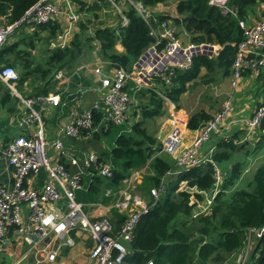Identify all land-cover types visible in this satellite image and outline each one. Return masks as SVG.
<instances>
[{"label":"built area","instance_id":"2783aa9c","mask_svg":"<svg viewBox=\"0 0 264 264\" xmlns=\"http://www.w3.org/2000/svg\"><path fill=\"white\" fill-rule=\"evenodd\" d=\"M122 16V26L129 24L125 12L133 7L150 28L154 43L145 51L137 63L142 80L161 77L167 87L177 71H188L193 67L194 59L217 54L213 45L185 43L177 26L170 20L161 21L138 0H107ZM229 0H210L212 5L219 6L228 12ZM66 16L71 22L79 21L81 14H70L56 5L53 0H40L25 15L13 24L0 20V51L22 28H35L47 25L55 19ZM243 31V40L237 45L236 56L231 69V85L236 88L247 72L258 73L264 67V15L254 26L239 22ZM212 47V51L207 50ZM112 70L104 74L96 69L100 78L98 97L91 110L73 114L71 124L59 129L53 138L48 135L43 116L36 111L37 102L58 106L60 96L49 95L35 100L22 99L17 84L19 73L11 66L0 65V82L10 90L15 97H20L22 105L27 109V117L23 126H35L30 136H20L7 143L4 155L9 167L14 171V183L10 190L0 188V243H4L13 231L19 239L29 246V251L35 255L36 263L44 261L55 262L63 247H74L75 236L86 237L92 242L90 259L92 264H124L129 253L128 245L132 243L137 225L141 218L156 205L161 197L164 186L150 190V201L139 192L136 193L135 179L141 174L128 176L116 190H107L105 195L116 200L113 209L123 214L124 219L118 229L116 223L108 216L90 217L85 205L77 201V192L84 189V179L102 177L111 179L114 168L111 163L104 162L94 151L82 152L80 155L68 153L64 143L65 138L79 139L83 134L95 133V115L101 116L102 125L108 127L122 126L129 120L132 106V95L128 91L129 73L111 64ZM61 75V74H60ZM57 77L60 78L61 76ZM163 99H167L162 96ZM231 99L226 100L222 110L207 121L198 132L191 147L179 152L184 128L174 123L170 133L162 145L163 152L177 155V170L182 168L202 167L212 164L214 167L212 188L215 198L224 183L223 173L216 167L213 159L205 158L201 149L212 134L221 132V125L231 112ZM245 128L247 135L253 137L264 124V105L258 106L250 119H239L234 122ZM56 152V157L50 154ZM64 157L70 168L58 160ZM46 173L47 180L43 186L34 189L26 186L29 178ZM170 174V173H169ZM213 198V200H214ZM150 202L152 204L150 205ZM198 207V206H197ZM196 211L194 217L207 214L211 208ZM255 241L263 242L264 227L249 229L246 232L245 246L250 247ZM246 254L239 256V264H244ZM148 264H153L152 261Z\"/></svg>","mask_w":264,"mask_h":264},{"label":"trees","instance_id":"16d2710c","mask_svg":"<svg viewBox=\"0 0 264 264\" xmlns=\"http://www.w3.org/2000/svg\"><path fill=\"white\" fill-rule=\"evenodd\" d=\"M40 0H0V20L5 19L7 24L19 21L25 13ZM146 7H156L169 0H138ZM256 0H229L228 12L225 9L212 5L210 0H182L178 4L180 18L173 21L177 26H183L186 33L195 44L213 45L217 54L213 57L201 55L194 59L193 67L188 71H177L172 85L164 84L162 96L171 100L178 108L183 96L199 84L210 85L221 78L230 76L232 64L236 56L237 45L243 40V31L239 22L244 19L250 6ZM129 24L116 28H103L96 31L94 39L101 45L102 57L113 66L123 68L130 72L133 65L154 43L150 35V28L133 7L125 12ZM161 21L166 17L158 16ZM84 27V26H83ZM24 28L20 29L21 32ZM85 30V28H83ZM37 32L12 44H6L0 51V62L18 69L20 74L19 88H24L29 82L32 92L26 99L35 100L46 97L55 89L56 82L49 77L54 71L60 72L72 69L80 57L85 54L93 39H87L83 34L77 35L70 46L55 51L53 57L47 62L40 73L30 70V61L18 55L26 49H32L35 38L39 32L49 31L56 35L57 27L54 22L37 27ZM84 33V31H82ZM121 45L124 52L116 47ZM15 56L10 63L8 58ZM94 82L84 77L74 76L70 83L71 90L91 88ZM264 90V85H263ZM67 96L64 95V97ZM163 98L154 90L151 91L153 109L143 108L144 119L160 117L163 115ZM9 104L11 107H7ZM20 100L10 93V90L0 82V108H7V114L13 115L17 111ZM35 103L34 107H37ZM264 105V102L259 106ZM96 127L101 123V116L95 115ZM210 116L200 113L189 121V129L198 130ZM114 127L113 125H109ZM264 127V124L263 126ZM103 130V129H102ZM109 130V129H108ZM237 136L229 141L219 143L214 152L213 160L223 164L232 158L239 149L235 144ZM8 142V138L5 139ZM111 157L114 164V175L111 179L95 177L91 179L86 191L79 192L77 200L83 204L98 203L99 195L107 190L116 191L123 180L130 175L131 170L148 167V174L139 190L144 192V198L150 201V190L160 188L164 183L166 189L161 193L159 202L152 206L137 225L132 243L128 245L129 253L124 264H194L195 243H200L197 257L200 264L223 261L228 256L238 254L245 246L246 232L249 229L264 227V163L257 169L253 180L245 189H239L228 194L241 179L249 167V163L235 164L227 173L220 192L213 200L211 211L194 217L198 203L203 200L201 193L213 188L212 164L183 170L172 181L166 175L172 167L162 158H153L162 147L153 146L155 141L142 129L141 123L133 126L132 134H122L117 137ZM264 150V135L255 149L246 155H259ZM102 161H104L101 158ZM67 168L69 166H66ZM46 174L40 173L39 181H45ZM164 180V181H163ZM163 181V183H162ZM185 183L187 189H181ZM145 190V191H144ZM196 190L197 193H192ZM164 194V197H162ZM104 198V197H103ZM111 200V199H103ZM152 202H150V205ZM200 235L205 240L196 239ZM196 239V241H195ZM259 258L251 260L254 264H264L263 242H259L253 251Z\"/></svg>","mask_w":264,"mask_h":264},{"label":"crops","instance_id":"0c3cea01","mask_svg":"<svg viewBox=\"0 0 264 264\" xmlns=\"http://www.w3.org/2000/svg\"><path fill=\"white\" fill-rule=\"evenodd\" d=\"M181 1L182 0H169L164 4L148 8L156 16L166 17L177 26L173 20L181 17L177 10L178 4ZM53 2L70 14H81L82 18L76 22H71L66 16L55 19V21H53L57 27L55 36H52L49 31L39 32L38 36L35 38L33 48L19 52L18 55L20 57L22 55L21 58L30 61L29 68L31 71L36 73L43 71L47 62L55 54V51L63 50L69 47L74 38L79 34H83L85 38L93 39V41L87 52L77 61V64L72 71L65 69L57 72L55 77L52 79L56 82V86L55 89L49 93V95L60 96L59 105L52 106L50 104L37 102L38 105L35 109L42 114L50 138H53L59 129L72 123L73 114H80L83 111L92 109L93 104L98 97V88L94 89L91 87L71 90V80L76 75L93 81L95 85L100 81V78L95 72L96 69H101L104 74L111 72V63L102 57L101 45L94 39V37L98 29L116 28L117 26L122 25V16L111 4L107 2V0H53ZM247 12L248 13L246 16L244 15V19L241 21H244L248 26L256 25L264 15V0H256L255 4L248 8ZM83 28H85V30ZM177 28L180 32L182 40L185 43L192 42L191 37L186 33L183 26H177ZM37 31V27L24 28L21 32H18L15 36L11 37L7 44L18 42L27 35H32ZM82 31H84V33ZM116 49L119 52H124V48L121 45H118ZM13 57L15 56L13 55L8 58L10 63L13 62ZM141 57L133 65L131 71L128 72L131 77L128 81V91L133 98L132 105L137 106L133 112V119L131 118V113H129L128 122L122 126H114L110 129V127H106L100 123L97 126L98 130L95 133L83 134L79 139H73L72 141L67 140L69 138H65L64 143L67 149L66 151L72 155H80L82 153L81 151H93L92 149H95L94 144H96V142L94 143L93 141L96 139L101 145L100 149L97 150L98 152L96 153L104 160V162L111 163L113 166L114 164L111 153L115 147L117 137L122 134H132L133 126L135 124L141 123L142 129H144L148 136L155 141L156 144L153 146V149H156V147H162L163 142L170 133L173 124L178 123L184 128V135L179 148V152H182L192 146L195 137L199 132V129H189L190 119L202 112L209 115L211 119L222 110L226 100L231 99V112L220 126L221 132L211 135L210 140L203 144L201 153L205 158L213 159L214 152L217 150L220 142L229 141L232 137L237 136L235 144L240 146L238 151L232 155V158L223 164L214 162L216 167L223 173L224 180L227 177V173L231 171L235 164L249 163V167L229 193L232 194L236 190L247 188L249 183L253 180L259 166L264 163V150L259 155H250L249 157L246 155V152H252L255 149L256 144L260 141L261 135H264V127H261V129L256 131L253 137H249L245 128L240 124H235L234 122L239 119H250L254 115L257 107L264 102V67L258 73H245L236 88H233L231 85V74L230 76L219 80V84H216L219 88L216 87L214 89H210L209 85H204V87L201 86L202 88L200 87V91L196 93L194 98L188 99L186 97L187 94L183 96L179 102V108L171 100L163 99V115L160 117L144 119L142 116L143 108L146 107L151 110L154 107L151 103V91L154 90L162 97L161 93L165 88V82L161 77L149 78L141 82V72L137 69V63ZM0 65L6 66V64H1V62ZM58 75L61 77L58 78ZM17 88H19L18 84ZM21 89L22 94L19 93V95L22 99H26V96L31 94L33 91L30 82ZM198 89L199 87L196 91ZM66 94L67 96L64 97ZM141 96H144L146 103L138 105V97L140 98ZM20 97H17L20 100V104L17 105V111L13 115L7 114V108H0V122L10 118V123L0 131L6 132L11 124L17 123L20 128L18 132L13 135V138L9 139V136H5L4 139L0 138V188L3 187L7 190L12 188L15 177L14 171L11 167H9L8 160L4 155V148L8 142L17 137L30 136V134L34 132L35 128V126H23L24 118L27 117V113L29 112L22 105ZM7 107L11 106L7 104ZM135 115L137 117V121L132 125L130 122L131 120H134ZM127 124H130V126H127ZM112 133H116V138L114 136L115 139L112 140L113 146L108 147L104 138L110 139ZM6 138L9 139L8 142L5 141ZM245 143H248V145L241 148V146ZM205 144H207V146H205ZM50 154L54 157L57 155L55 151H50ZM157 157L166 160L172 167V170L166 175V179H169L168 181L174 180V178L177 177L183 170H189L187 168H182L181 170H177L179 174L174 173L176 172L177 155H168L163 152L162 148L156 152L153 158ZM58 160L70 168L69 162L66 158L58 157ZM252 172L253 175L251 176ZM145 173L146 175L148 174V167L139 170H131L129 176L141 174L140 177L137 176V179L134 180L135 184H138L140 188L144 183L145 179L143 180V177L145 176ZM39 176L29 178L26 182V186L34 189H38L43 186L47 180V175L43 183H40ZM90 181L91 178L87 176L84 179V189L78 191L77 195L79 192L86 191ZM162 185L164 186L165 191L166 187L164 183ZM139 188L137 190H139ZM191 192L197 193L196 190H192ZM105 193L106 191L102 194L101 198L103 202L84 204L87 208L86 212L92 218L101 215L110 217L119 229L124 216L113 209L114 201L116 200V193L110 197H107ZM201 194L203 195V200L198 203L197 211H201L204 208H212L214 197L211 189ZM103 199L111 200L108 201ZM74 238L76 241L75 246L72 248L63 247L60 251V256L55 262L44 261L41 264H92V260L90 259L92 242L86 237L75 236ZM258 243V241H255L249 248L244 246L241 252L244 251L243 253L246 254L245 262L249 259V257L251 259L252 256L255 257L254 259L259 258V254H253L254 248ZM29 249L30 246L24 240L19 239L12 231L8 235L6 241L4 243H0V264H19L24 259L28 260L27 264H37L35 255L30 252ZM241 254L242 253L236 255L238 259ZM236 262L239 264L238 260ZM251 262L254 264L252 260Z\"/></svg>","mask_w":264,"mask_h":264},{"label":"rangeland","instance_id":"374dc122","mask_svg":"<svg viewBox=\"0 0 264 264\" xmlns=\"http://www.w3.org/2000/svg\"><path fill=\"white\" fill-rule=\"evenodd\" d=\"M97 52V51H96ZM92 57V56H91ZM90 57V58H91ZM13 59H15V57H13ZM82 64V63H81ZM84 64V63H83ZM17 72H18V69L17 68H14ZM221 79V78H220ZM219 79V80H220ZM216 84H219V81H218V77H217V80H216V82H213V83H211L210 85H209V88L210 89H214V88H216V87H218V85H216ZM201 86H203L204 87V84H201V83H199L195 88H194V90H192V91H190L188 94H187V98L188 99H191V98H194L195 97V95H196V93L198 92V91H200V87ZM199 87V89L196 91V89ZM202 88V87H201ZM219 88V87H218ZM18 91H19V93L20 94H22V89L20 88H18ZM148 98V97H147ZM145 98H144V96H141L140 98L138 97V105L139 104H145L146 102H145V100H144ZM149 99V98H148ZM150 100V99H149ZM137 106H135V105H132V107L130 108V113H131V118L133 117V112H134V109L136 108ZM133 119V118H132ZM137 121V117H136V115H135V117H134V120H131V124L133 125L135 122ZM130 126V124H127V126ZM109 127V126H108ZM20 128H19V124L17 123V124H11L10 125V127H8V130L6 131V132H2V131H0V138H2V139H4V137L6 136H9L8 138L10 139V138H13V135H15L17 132H18V130H19ZM114 136H115V138H116V133H112V136L110 137V139L109 138H104V140H105V142H106V144H108V147H112L113 145H112V140H114L115 138H114ZM8 139V140H9ZM67 140H70V141H72L73 139H67ZM66 140V141H67ZM94 143L96 142V144H94V148L95 149H92L93 151H95V152H98L97 150H99L100 149V142L98 141L97 142V140L96 139H94V141H93ZM205 146H207V144H205ZM77 152H79V151H77ZM81 152H83V151H81ZM114 166V165H113ZM115 169V168H114ZM256 170V169H255ZM253 175V172L251 173V176ZM147 175H146V173H145V176L144 177H146ZM144 177H143V180H144ZM246 179V178H245ZM169 180V179H168ZM173 181V180H172ZM143 182V181H142ZM245 183V182H244ZM136 186V190H134V191H136V193H140L143 197H144V192L143 191H141V190H137L138 188H139V185L138 184H136L135 185ZM141 188V187H140ZM181 189H187L186 187H185V183H182L181 184ZM145 191V190H144ZM211 192H212V189H211ZM230 194V193H229ZM162 197H164V194H163V196ZM99 198H100V201L99 202H103L102 201V195H99ZM85 210L87 211V208L85 207ZM196 239H198V240H202L203 238L200 236V235H197V237H196ZM196 239H195V241H196ZM203 240H205L206 241V239H203ZM199 246H200V243H195L194 244V248H195V253H194V264H200V262H199V260H198V257H197V251H198V248H199ZM244 252V251H243ZM243 252H239V253H243ZM238 253V254H239ZM237 254H234V255H232V256H228L227 258H225V260H223V261H218V262H215V263H213V262H211V261H209V262H207L206 264H238L236 261L238 260V257L236 256ZM242 264V263H241ZM244 264H252V262H251V259H250V257H249V259L244 263Z\"/></svg>","mask_w":264,"mask_h":264},{"label":"water","instance_id":"95a60500","mask_svg":"<svg viewBox=\"0 0 264 264\" xmlns=\"http://www.w3.org/2000/svg\"><path fill=\"white\" fill-rule=\"evenodd\" d=\"M212 49H213L212 47H207V50H209V51H212ZM205 55H211V54H206V53H205ZM56 74H57V71H54V72L51 74V76H50V78H49L48 81H51V80L55 77ZM99 86H100V83H97V84H95L92 88L96 89V88H98ZM9 123H10V118H7V119L1 121V122H0V130L3 129L5 126H7ZM245 145H248V143H245L244 145H242L241 148H243ZM27 262H28V260H27V259H24V260L21 261L19 264H27Z\"/></svg>","mask_w":264,"mask_h":264}]
</instances>
